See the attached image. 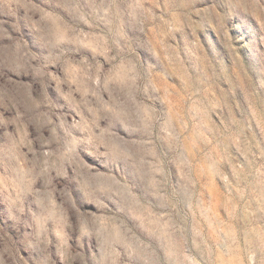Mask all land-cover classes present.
Returning a JSON list of instances; mask_svg holds the SVG:
<instances>
[{"label": "rangeland", "instance_id": "374dc122", "mask_svg": "<svg viewBox=\"0 0 264 264\" xmlns=\"http://www.w3.org/2000/svg\"><path fill=\"white\" fill-rule=\"evenodd\" d=\"M0 264H264V0H0Z\"/></svg>", "mask_w": 264, "mask_h": 264}]
</instances>
